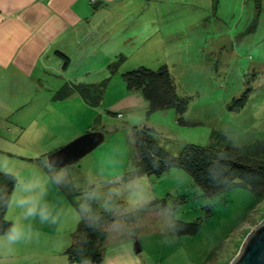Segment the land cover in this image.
I'll use <instances>...</instances> for the list:
<instances>
[{
    "label": "rangeland",
    "instance_id": "obj_1",
    "mask_svg": "<svg viewBox=\"0 0 264 264\" xmlns=\"http://www.w3.org/2000/svg\"><path fill=\"white\" fill-rule=\"evenodd\" d=\"M157 1L162 22L139 24L149 36L130 43L129 37L114 31L108 43L87 54L82 52L69 66L61 58L57 66L41 70L35 76V89H14V93H28L23 98L29 96L30 101L32 96L35 100L45 98L46 124L38 125L48 129L41 130L40 139L36 137L33 144L31 140L25 144L39 155L35 157L55 152L88 132L104 133L105 142L100 147L66 167L74 182L85 180L89 169L106 164L122 151H127L140 169L135 127L154 129L155 140L174 156L189 144L225 145L222 135L237 148L264 141V0H260V12L254 0H220L223 8L219 5L217 10L212 0ZM257 17L258 27L251 32ZM199 36L203 37L202 43L197 42ZM120 55L127 60L112 75L109 65L117 62ZM163 65H168L177 78L179 94L192 98L184 117L189 126L178 123L174 110L148 117L149 105L142 92H128L123 83L122 75L139 66L157 70ZM109 78L105 99L97 108L87 106L79 96L60 103L47 101L48 95L53 96L68 81L96 84ZM248 87L254 91L247 105L233 110L232 101ZM148 176L153 177L164 196L171 195L169 189L176 192L181 222L199 220L202 228L194 236L177 235L169 243H163L158 234L138 241L142 250L136 254L140 264H232L250 231L264 221V197L259 201L239 181L226 193L210 199L190 177L178 184L170 172ZM77 195L71 189L54 191L50 199L72 206ZM79 223L68 217L59 226H38L41 235L24 245L28 254L23 260L26 264H70L66 251L74 243Z\"/></svg>",
    "mask_w": 264,
    "mask_h": 264
},
{
    "label": "clouds",
    "instance_id": "obj_2",
    "mask_svg": "<svg viewBox=\"0 0 264 264\" xmlns=\"http://www.w3.org/2000/svg\"><path fill=\"white\" fill-rule=\"evenodd\" d=\"M28 6V0H0V16L6 23L15 22ZM53 157V151L41 155L24 172L17 170L15 161L0 159V172L15 182V190L0 197L12 220L0 232V264H11L20 246L39 239L38 226H59L68 217L102 239L97 264H140L135 253L138 241L158 234L163 243H169L182 230L176 192L169 189L171 195L164 196L127 151L89 169L88 177L79 182L70 180V169ZM211 172L215 177L214 168ZM170 174L178 184L189 179L182 169L173 168ZM68 189L78 193L72 206L50 199L52 192Z\"/></svg>",
    "mask_w": 264,
    "mask_h": 264
},
{
    "label": "crops",
    "instance_id": "obj_3",
    "mask_svg": "<svg viewBox=\"0 0 264 264\" xmlns=\"http://www.w3.org/2000/svg\"><path fill=\"white\" fill-rule=\"evenodd\" d=\"M28 5L26 14L15 22L6 23L0 16V159L6 157L15 161L21 172L35 166V160L41 158L35 157L39 155L25 144L29 140L33 144L41 130L48 129L38 125L46 124L43 118L47 106L45 98L35 100L32 96L30 101L29 96L23 98L28 93H14V89L23 92L35 89V76L41 70L57 66L61 55L72 63L82 52L87 54L97 49L96 46L108 43L114 31L129 37L127 42L136 43L140 36L150 35L139 24L147 21L154 25L162 20L157 0L153 3H145V0H28ZM197 42L202 43L203 37L199 36ZM71 82L75 81L67 83ZM54 95H48L47 101L60 103L79 96L73 94L65 101L56 102ZM48 125L50 127V122ZM27 254V247L20 246L11 264H26L23 258Z\"/></svg>",
    "mask_w": 264,
    "mask_h": 264
},
{
    "label": "trees",
    "instance_id": "obj_4",
    "mask_svg": "<svg viewBox=\"0 0 264 264\" xmlns=\"http://www.w3.org/2000/svg\"><path fill=\"white\" fill-rule=\"evenodd\" d=\"M214 9L217 10L220 0H212ZM257 8L262 11L260 0L256 1ZM259 17L253 22L251 32L256 30ZM65 65L69 66L70 59L66 56ZM118 61L109 65L112 75L118 73L126 57L118 56ZM177 78L168 65H163L157 70L139 66L122 75L123 83L128 92H142L148 102L147 116L174 110L178 123L182 126L191 125L184 117L189 111L191 97L179 94ZM110 78L96 84L71 82L55 93L53 101H65L73 94H77L93 108L99 107L106 96ZM250 86V84L248 83ZM253 88H247L239 99L231 103L233 110L245 108ZM154 129L149 127H135L134 138L143 174L162 176L178 168L186 171L194 184L207 198L213 199L226 193L236 182L252 191L259 201L264 197V141H257L241 148L234 147L232 141L222 135L225 145H186L179 156L166 152L155 140ZM220 137V136H219ZM40 159V158H39ZM39 159L35 160L38 163ZM215 169V177L211 170ZM15 190V182L8 175L0 173V197ZM72 197L70 196V200ZM8 211L0 205V232L6 230L11 224L7 218ZM178 236H194L202 228L201 221L184 223ZM73 245L67 249L66 255L70 264L89 263L97 264L100 259L102 239L91 232L88 227L80 222L73 237Z\"/></svg>",
    "mask_w": 264,
    "mask_h": 264
},
{
    "label": "water",
    "instance_id": "obj_5",
    "mask_svg": "<svg viewBox=\"0 0 264 264\" xmlns=\"http://www.w3.org/2000/svg\"><path fill=\"white\" fill-rule=\"evenodd\" d=\"M231 109V108H230ZM102 132H88L54 152V159L61 167H69L91 154L105 142ZM140 244H135L136 254L141 253ZM232 264H264V221L245 238L239 255Z\"/></svg>",
    "mask_w": 264,
    "mask_h": 264
}]
</instances>
